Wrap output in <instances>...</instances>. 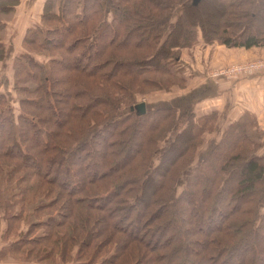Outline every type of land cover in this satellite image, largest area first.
Listing matches in <instances>:
<instances>
[{"label": "trees", "instance_id": "obj_1", "mask_svg": "<svg viewBox=\"0 0 264 264\" xmlns=\"http://www.w3.org/2000/svg\"><path fill=\"white\" fill-rule=\"evenodd\" d=\"M3 1L13 5L17 3V0ZM59 2L61 14L49 16L53 20L49 19L46 24L48 16L45 13L48 8L50 10V0L46 1L40 26H33L35 29L24 36L22 44L29 48V41H36L41 35V27L47 29L53 36L48 39L43 36V42L38 46L54 47L56 50L51 53L57 52L59 57L51 58L49 63L62 65L67 62L61 70L68 75L76 74L75 78H66L67 86L63 89L46 91L45 87L52 80L49 79L51 75H46L49 63L20 55L19 60L24 61L18 60L17 64L23 68L32 66L37 70V76L41 75L38 84L34 83L27 92L34 95L48 93L49 98L55 96L58 99L57 103L44 97L40 100L32 96L21 98L19 103L22 106L44 104V108L38 109L46 115L35 117L22 109L17 116L18 123L14 124L10 107H3L6 101L0 94V139L4 135L8 138L1 141L0 154L3 156L2 152L7 149L8 155L17 156L22 168L28 171L10 186L8 177L16 168L3 172V164L0 163V184L4 181L10 188L7 195L0 192V211L8 207L5 217L26 225V231L19 232L16 241L9 244L8 248L13 249L10 255L16 254L14 250L22 252L21 249L28 245L24 260L45 262L46 245L41 242L53 237L55 240L51 243L54 248L58 246L63 261L72 247H77L78 254L81 248H89L93 239H99L92 254L86 258V264H96V255L109 244H114L115 251L98 264H150L154 261L161 264H207V261L209 264H258L260 261L264 264V164L261 162L264 156L259 157L249 151L250 137L235 128L238 123L232 124L222 140L212 146L209 155L201 160V164H205L189 174L184 189L178 193L174 184L179 173L189 165L186 163L185 166L182 158L200 134L193 128L194 119H191L193 125L189 124L175 134V141L153 165L149 162L158 141L159 120L149 121L142 128L137 121L148 118V114L137 116L119 110L110 119V114L103 112L108 108L118 109L115 98L111 99V89L121 87L125 92L130 90V85L133 87V80L127 89L125 84L119 86L123 78L131 76L128 71L133 76L156 71L175 76L168 62L177 61V50L194 43L198 33L205 43L218 42L229 48L248 50L264 46V0H199L196 4L192 0ZM3 5L6 4L1 3L0 8ZM96 5L101 10L99 19L93 12ZM72 9H75V17ZM85 13L92 15V19ZM69 14L73 19H69L70 24H67L65 19ZM107 16L110 19H106ZM76 49L81 50L76 53ZM62 50L69 57L73 54L70 61L60 56ZM28 67L26 73L33 76L35 73H30ZM110 67V73H101ZM120 67L124 68L121 70ZM55 71L52 76L60 73L58 69ZM90 78L96 81L87 83ZM57 82L53 80L54 84ZM128 107L130 109L132 105ZM153 111L155 115L157 112L174 114L177 109L161 107ZM92 114L96 118L104 117V121H90L95 119H88ZM128 119L132 120L128 127L115 130L117 126L114 124L125 123ZM60 130L65 131V137H73L69 148L64 147L67 142ZM179 138L185 144L184 149L175 145ZM6 142H9L8 146ZM98 147L101 149L97 150ZM83 150L85 153L88 151L90 160L93 158L94 161L85 163L84 156H76ZM171 153L177 156L168 161ZM73 159L77 160L76 163ZM164 162H168L169 167L161 173ZM232 166L234 170L231 172ZM69 172H72L73 182L66 177ZM33 178L38 179L34 185L41 183L40 192L37 188L31 189ZM102 178H108L107 186L110 187L103 192L97 189V181ZM44 185L53 188L45 189ZM36 191L39 198L34 194ZM132 192L135 195L130 200L128 196ZM149 192L153 194L146 198L144 194ZM33 196L35 201L40 197L45 201L25 209L27 202L34 201L29 198ZM46 197L52 199L47 201ZM13 204L19 205V210L11 209ZM140 204L141 209H138ZM56 205V215L52 213L44 218H35V214H43ZM81 205L89 210L104 211L105 216L95 218L88 212L82 213L79 210ZM154 205L158 207L152 209ZM172 207L175 208L173 213ZM174 213L185 226L181 230L185 236L177 234L180 233L178 222H181H176L171 216ZM58 216L63 219L59 220ZM30 226H45L46 229L33 237L30 236ZM113 233L121 238L115 239ZM188 236L202 238L189 239L197 248L191 245ZM251 237L256 242L251 243ZM158 241L167 243L169 248L164 251L165 246L160 247ZM33 253L38 256H32ZM83 255L86 257L87 252ZM237 255L239 259L233 263L232 256Z\"/></svg>", "mask_w": 264, "mask_h": 264}, {"label": "rangeland", "instance_id": "obj_2", "mask_svg": "<svg viewBox=\"0 0 264 264\" xmlns=\"http://www.w3.org/2000/svg\"><path fill=\"white\" fill-rule=\"evenodd\" d=\"M0 1H2V2H0V4L1 3L6 4L0 8V46H1L0 47V94H2L5 97V101H6L3 105V107L4 108L10 107V111L14 117L13 122H14V124H17L18 123L17 116L20 112H22V109H24L26 113L29 112L31 114V116H35V117L41 116L42 117L43 115L44 116L46 115V112L43 113L42 110L38 109L39 107L44 108L45 107L44 104H42V106H36L34 103L33 105H27L26 104V105L22 106L19 103V99L32 96V98L36 99V100H40L42 97H44L46 100L49 99L50 101H53V99H54V102H56L58 100L55 96H51V98H49L50 95L48 93H44V94L41 93V95L40 94L34 95L32 93L29 94L27 92V89L33 88L32 86L35 85L34 83L37 82V84H38V82L41 78V75L38 74V76H37V74H36L37 70H35V68L32 66L28 67V65L26 67L29 68V72L32 74L33 73H35V74L33 76H30L29 74H27L26 73L27 68L26 67L23 68L19 64H17L16 61L19 60L18 56H20V55L28 56L29 55V57H32L35 61L47 64L50 62L51 58H54V59H56V57L58 58L59 54H57V52L51 53L52 51L56 50L54 47L46 45L44 47L41 46L42 47L41 48L40 46H38L40 44V42L41 43L43 42V40H42L43 36L47 37V39L51 38L53 36L50 33H48V31H46L47 29H45L43 27H41V35L39 36L40 39L37 37L36 41H29V43L27 44V45H31V46H29V48H27L26 46L24 47V45L22 44V40H23L24 36L25 35L27 36L29 34V31L34 30L35 26H38V25L40 26L41 21H42L41 16L44 14V10H45L47 0H17L16 5L7 4L8 1H3V0H0ZM88 3H90V1ZM60 8H61V3L59 2V0H50V10L48 8L46 13H45L46 16H48V20L46 21V24L50 19L49 16L54 15V14L57 16L58 14H61ZM72 10L74 11L73 17H75V9H72ZM79 10H78V12H80ZM93 12L97 13V18L99 19V16L101 15V10L98 7V5H96V7L93 8ZM34 13H36L38 15H36ZM85 15L89 16V19L92 17V15H89L88 13L87 14L85 13ZM110 16H107L106 19H110ZM73 17L71 16V14L66 16V19H65L66 23L70 24L68 22V20L70 19L72 21ZM35 20H36L37 24L36 25L33 24L34 27H32V26L27 27V23H30V22L35 21ZM50 20L52 21L53 19H50ZM94 23L96 24L95 21H94ZM46 27L49 28L51 26L46 25ZM52 27L58 28L57 25H53ZM23 28H25V29L22 31L21 34H19V31H18V33H16V30L23 29ZM18 34L20 35V37ZM7 40L11 41V42L15 40L17 45L12 42L14 45L9 46L7 44L8 43ZM11 42H9V44ZM216 46H224V45H221L218 42L205 43L203 41L200 33H198L194 43H192L191 45H189L186 48L177 50V57H178L177 61L175 60L174 62L173 61L168 62V65H170V67L172 68L173 73L175 72V76H171L167 73L158 72V71L151 72V73H145V74H135L137 76H133V73L131 71H128V73H130L131 76H127V77L123 78V80H122L121 84H119V86L125 84L124 87L127 89V87L129 88V85H128L129 82L131 80H133V82H134L133 87L131 88L132 85H130V90H128V91L126 90L125 92L122 91L121 89H123V88H121L119 86H118L119 87L118 89L117 88H115L114 90L111 89L110 91L113 94V95L110 94L111 99L115 98V100L117 101L116 104L118 106V109L116 108V111H115V109L111 110L110 108H108L107 110H103V112L105 114L109 113L110 114L109 118L112 119L119 110L121 113L127 111V112L135 114L134 112L129 111L128 106H130V105L134 106V105L141 103V102L145 103V105H146V113L145 114H148V118H142L141 120H139L137 122L140 123V126L142 128H144L150 122L152 123V121H155V119H158L160 122L159 126H161L160 128H158V130H157L158 132H156V138H158V141H157L156 146H154L155 148L153 147L155 149V151L152 155V159H150V162H149V163H152L153 165H156L158 163L157 159L159 158L160 154L165 149H167L172 144V142L175 141V139H176L175 134H177V132L180 131L181 129H183L184 127L193 123V122H191V119H192V121L194 119L195 123H193L194 124L193 128L199 130L200 134L198 137H196V140L193 143L195 146L192 145L188 149V153L184 156V158H182V159H185V166H186V163H188L190 166L187 165L185 167V169L179 173L178 183H177L178 178L176 179V184H174V186L177 185L176 189H177L178 193L180 191H182V189H184L183 187L185 185V181H186L187 177L189 176V174H191L193 171H195L196 167H199V166L201 167L202 165L205 164V162L201 164V160H203V158L206 155H209L208 153H210L212 146L216 145L219 141L222 140V138L224 137L223 136L224 133L229 129V127L232 124L234 125V124L238 123V126L235 128L241 129L242 131L245 132V134H248V136L250 137L249 140L252 144L251 143L249 144L250 145L249 151H252L254 155H257L259 157L264 156V131L259 130L257 123H256V119L252 114L247 113V114L243 115L240 120L232 123L231 125H228V127L225 128L223 133L221 135H218L219 130H220V129H218V126H219V121L221 120V117L217 115V112H214L209 116H205V117H201V118H194L195 116L192 113L193 117L191 116L192 118H190L187 115H184L183 117H181L177 111H176V113L174 112V114L173 113L172 114H166V113L164 114V113H158L157 112V115H155V112L153 111V110H156V109L161 108V107H170V106H167L169 104L165 103V101L168 98L173 97L175 95H182L181 92H183V90H187L190 87H192V83L189 82V79L192 76L193 72L197 73V66L195 65V59L197 57L201 58L202 63L205 64L206 59L204 58L205 57L204 53H205L206 48L208 51L207 54L209 55L207 58V61H209V57H211L212 63L215 64L217 62L216 59H218V57L215 55V49H214ZM224 47L229 48L226 46H224ZM263 47L264 46L258 47V48H263ZM241 49H244V48H241ZM80 50L81 49H76L75 51H76V53H78V52H80ZM60 56H62V58L64 60L70 61L73 54H72V56L69 57L62 50ZM215 57H217V58H215ZM258 60H264V53L260 56H256V57L251 58V59H245L243 61L229 63L228 65H224L220 68H218L216 66H212L211 68L206 67L207 68L206 75L208 77L210 76L212 80L218 79V78H223L225 80L232 81L233 83H236V81L241 82V81H244L246 79L264 74V67H259L256 69H245V68L243 69L242 68L240 70H235L236 67L248 65V64H250L254 61H258ZM20 61H24V59H20L19 62ZM66 64H67V62H65V61H64V64H62V65L50 64V63L48 64V66L50 68H49V73H46V75L48 74V77H50V75H51V77L49 79L50 80L52 79V80L49 81V84L45 87L46 91H47V89H48V91L50 90L51 92L54 89H63L64 87L67 86V79L68 78L69 79L75 78L74 75H76V74L68 75L66 72H63L61 70V68L64 67V65H66ZM122 68H124V67H120L119 69L122 70ZM57 69L60 71V73L58 72L55 76H52V74L56 73L55 70H57ZM111 70H112V67L107 69L106 72L104 71L101 73L108 74L111 72ZM175 70L177 71V73ZM63 77H64V80H61V79H63ZM53 80H55V81L58 80V82L54 84ZM81 80H82V78H81ZM93 81H96V79L90 78L87 81V83H93ZM41 83H43V79L41 80ZM236 84H238V83H236ZM91 86H93V84H90V87ZM21 89H24V90L22 91ZM177 103L179 104V101H177ZM58 107L59 106L55 104V108L58 109ZM144 115H141V116H144ZM90 117H94L93 114L88 116V119ZM94 118L95 119H91L90 121H94V123H101L102 121H104V120H102V119H104V117H102V116L101 117L98 116L97 118L96 117H94ZM131 118H133V117H131ZM131 122H132V120L130 121V119H128L125 123H120V124L116 123V124H114L115 127L117 126V128L115 130L120 129L121 127H128ZM239 122H240V124H239ZM193 124H191V125H193ZM69 128H70V126H69ZM234 130L235 129H233V131ZM60 131L63 134L62 137L64 138V141L67 142L66 144H64V147L69 148L70 146H72L73 137L72 136H71V138L65 137L64 136L65 131L64 130H60ZM93 135H95V133ZM217 136H218V139L216 140ZM1 137L3 139L2 138L0 139V144H2L1 141L2 142L7 141L6 140L7 137L5 135H4V137L3 136H1ZM118 138H119L118 135H116L115 139L118 140ZM93 139H94V137H93ZM241 139H243V138H241ZM6 144L8 146L9 142H6ZM175 145L179 149H184L183 146L185 144L179 138L176 141ZM39 149H40V147H39ZM100 149H101L100 147L97 148V150H100ZM2 153H3V156H2V154H0L2 156L0 163L3 164V166H1V169H3L2 171L3 172H9L11 170V168H14V167L16 168L15 171L13 173H11L8 177V179L11 183L10 184V186H11L13 182H16L17 178L24 175V173L26 174L25 171H27V170H24V168H22V166L20 164V160L17 158V156L15 157L13 154L8 155L9 151L7 152V149H5L4 152H2ZM76 156H82V157L84 156L83 162H85V163H90V162L94 161L93 158L90 160L88 151H86V153H85V150L80 151L79 153L76 154ZM176 156L177 155H175V153L169 154L168 161L170 159H173V158L175 159ZM33 159H35V158H33ZM209 160H210V158L207 160V163H209ZM72 161H75V163H76L77 160L73 159ZM80 162H82V161H80ZM261 162L264 164V159H262ZM162 165H163V167L161 169V173H162L164 168L169 167V163L164 162ZM232 167L233 168L230 169L231 172L234 170V166H232ZM20 168H22L23 170L20 171ZM136 174H135V176H136ZM3 175L7 176V173H6V175H5V173H3ZM131 176L133 177V174ZM139 176H142V174L140 173ZM66 177L71 182L74 181V177L72 176V172L67 173ZM133 178H135V177H133ZM37 180L38 179H36V178L31 179L30 182H31V185H33V187L30 186V184L28 186L32 187L31 188L32 190H34V188H37L38 192H40L39 188L42 186V185L40 186L41 183L34 185L35 184L34 181L37 182ZM107 180H108V178H102L100 181H97L98 182L97 189L100 190L101 192L105 191L108 187L107 186L108 185ZM41 182H42V180H41ZM111 184H114V183H111ZM7 187H8V184L6 185V183L3 181L0 184V192L6 193V195L8 193H10V190H9L10 188L9 187L7 188ZM44 188L45 189H52L53 186H51V188H50L48 185H44ZM109 188L110 187H108V190H109ZM34 194L36 195L37 198H39V196H37V191L34 192ZM152 194H153V192H149V193H146L144 195L147 198ZM134 195L135 194L132 192L128 196L129 199L130 200L133 199ZM36 197L35 196L29 197V198L33 199L34 201L33 202H27L25 209L33 208L36 205L38 206L39 204H41L42 202L45 201L44 197H40L39 200L35 201ZM51 197H49V198L46 197L47 198L46 200L50 201L52 199ZM216 201H217V199L214 201V203ZM13 202H14V200H13ZM217 203L221 207L219 200ZM137 206H138V209H141V204L137 205ZM18 207H19V205L13 204L11 209L19 210ZM156 207H158V206L154 205L152 209H154ZM7 209H8V207L6 209H4L3 212L0 211V218H1V221H0V264H83V263L86 264L87 263L86 258H89V256L92 254L95 246L97 245V242L99 241V239H93L90 247L86 248V249L81 248L80 253H78V254H77V251H78L77 247H72L70 254H66L65 259L63 261L61 259L64 257H60V255H63V254H59L58 248H57L58 246H56L54 248L53 244L51 243L55 239L53 237L50 239L48 238L44 242H41L43 245H46L45 255L43 256V257H46L45 262L35 263V262L26 261V260H24V258L26 257L24 254L27 252L26 249H28V247H29L28 245L21 249L22 252L19 253L16 250H14L16 252V254L10 255V252L13 249L8 248L9 244L11 242L16 241V239L18 238V235L20 234L19 232L23 233L26 231V225H24L23 222H19V221L17 222V221L10 219V218H6L4 212L7 213ZM172 209L173 210L171 212L172 213L175 212V208L172 207ZM57 210H58L57 205L52 206L51 208L45 210L43 214H41L42 212L35 214L36 215L35 218L36 219L44 218V217H46V215H48V214L50 215L52 213H53L52 215H56L54 213ZM79 210L82 213L88 212L92 217H95V218L105 216L104 211H100V210H96V209L95 210L94 209L89 210L88 208H86L83 205L80 206ZM135 210H136V208H134V211ZM211 213L213 214V217H216L214 212H211ZM41 215H43V216L41 217ZM171 216L175 219L176 222L180 221L177 214L174 213V215L172 214ZM32 217H33V215H32ZM60 217L61 216H58L59 220H62L63 218H60ZM23 220L26 223L27 219L24 218ZM107 221H108V219H107ZM178 225H179L178 232H180V233H177V234L181 235V236H185V235H182V231H181L182 229H184L185 226L182 224V222L181 223L178 222ZM44 229H46L45 226H41V227L30 226V236H33V237L37 236ZM109 229L107 231H109ZM107 231H106V234L108 235L109 232H107ZM164 233L165 232H163L162 234H164ZM169 233H170V231H169ZM162 234H161V236H162ZM30 236H28V237H30ZM114 236H115V239L121 238L120 236H116L115 234H114ZM28 237H25V239H27ZM188 237H189V238H187L188 241H190L191 245L194 248H197L196 247L197 245L195 244L194 241H191L189 239L197 238V239L202 240V238H199V237H191V236H188ZM254 239L255 238L251 237V239H250L251 243L256 242V240H254ZM78 243H80V242H78ZM166 244L160 243V247L165 246L164 251L169 248V246H166ZM33 247H35V245ZM34 249L36 250L37 248H34ZM69 250H70V248H69ZM114 251H115L114 250V244H109V245L104 246L102 251L100 253H98L96 255L97 257L94 259L96 261V264H98L100 261H102V259H104L105 257L111 256V254ZM83 252H87L86 257L83 255ZM32 256H38V255H35V253H33ZM237 256L236 257L232 256L233 263H235L237 258L239 259V255H237ZM247 257H249V254L247 255ZM31 258H33V257H31ZM146 261H148V260H146ZM206 263L209 264L208 261ZM115 264H118V262H116ZM131 264H133V263H131ZM150 264H161V262L154 261ZM258 264H261V262L259 261Z\"/></svg>", "mask_w": 264, "mask_h": 264}, {"label": "crops", "instance_id": "obj_3", "mask_svg": "<svg viewBox=\"0 0 264 264\" xmlns=\"http://www.w3.org/2000/svg\"><path fill=\"white\" fill-rule=\"evenodd\" d=\"M33 24H37L36 20L27 23V27H33ZM25 28L16 30V33L19 31V34H21ZM9 42L11 41L7 43L9 46H13V43L16 44L15 40L12 41L13 43L9 44ZM214 49L215 55L218 57L216 59L217 62L215 64L212 63L211 57L207 61L209 55L206 48L204 53L205 64L202 63L201 58L197 57L195 59L197 73L193 72L189 79L192 87L183 90L181 92L182 95L168 98L165 103L169 104L167 106L176 108L181 117L184 115L189 116L193 113L194 118H201L217 112V115L221 117L218 135H221L228 125L240 120L247 113L255 117L259 130L264 131V74L241 82L236 81L238 84L223 78L212 80L210 76L206 75L207 68H211L212 66L220 68L232 62L260 56L264 53V47H253L246 50L216 46ZM177 101H179V104ZM217 139L218 136L216 137Z\"/></svg>", "mask_w": 264, "mask_h": 264}, {"label": "water", "instance_id": "obj_4", "mask_svg": "<svg viewBox=\"0 0 264 264\" xmlns=\"http://www.w3.org/2000/svg\"><path fill=\"white\" fill-rule=\"evenodd\" d=\"M199 0H192L193 4H196ZM131 112H134L136 115L141 116L146 113V105L145 103L141 102L138 103L129 109Z\"/></svg>", "mask_w": 264, "mask_h": 264}, {"label": "built area", "instance_id": "obj_5", "mask_svg": "<svg viewBox=\"0 0 264 264\" xmlns=\"http://www.w3.org/2000/svg\"><path fill=\"white\" fill-rule=\"evenodd\" d=\"M259 67H264V60H258V61H254L248 65H244V66H240V67H236L235 70H240V69H256Z\"/></svg>", "mask_w": 264, "mask_h": 264}]
</instances>
